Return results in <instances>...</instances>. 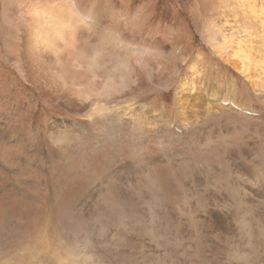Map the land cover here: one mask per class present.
Masks as SVG:
<instances>
[{"label":"rangeland","instance_id":"obj_1","mask_svg":"<svg viewBox=\"0 0 264 264\" xmlns=\"http://www.w3.org/2000/svg\"><path fill=\"white\" fill-rule=\"evenodd\" d=\"M119 2L168 73L158 86L153 68L146 95L110 101L120 111L132 102L134 113L103 132L42 107L0 34V264H264V91L209 42L219 30L254 60V47L264 52V0ZM191 66L197 94L220 102L213 115L181 119L176 99ZM6 85L44 103L18 116L3 105ZM59 128L80 143L56 142Z\"/></svg>","mask_w":264,"mask_h":264},{"label":"bare ground","instance_id":"obj_2","mask_svg":"<svg viewBox=\"0 0 264 264\" xmlns=\"http://www.w3.org/2000/svg\"><path fill=\"white\" fill-rule=\"evenodd\" d=\"M1 3L3 11L0 34L6 58L19 52V58L14 59V66L19 70L17 77L47 102L42 107L48 106V110L61 106L65 110L74 111L77 117H83V121L87 118L88 124L99 126L103 132L127 117L132 118L134 113L132 102L120 111L118 106H110V101L122 97L128 91H141L143 96L146 95L149 86H152L150 78L153 68L157 77L156 84L159 86L165 82L168 69L164 58L161 55L153 58L148 48L149 41L145 39L141 42V35L135 36L140 23L129 16L131 14L119 0H3ZM15 12L16 17L11 18ZM209 32L210 44L215 42V48L227 54V60L238 63L239 70L254 82L252 86L264 91V52L254 47L258 55L253 60L239 39L229 41L228 34L221 35L219 30ZM154 43L162 52V40L156 39ZM18 46L22 49L18 50ZM134 58L138 59L140 67L133 65ZM194 69L191 66L192 78L184 79L181 96L176 99L182 108L181 119L213 115L211 106L220 102L218 95L202 100L201 91L197 94L200 82L199 78L195 81L197 73ZM4 89L7 92L3 105L5 108H14V114L18 116L25 113L24 104L29 103L27 107L32 108L34 116L37 109H34L36 107L33 103L38 102L37 106L44 103V100H33L31 95L17 94V89H10L9 85ZM215 91L212 89L213 94H217ZM15 99L19 101L14 103ZM227 105L235 109L238 107L230 101ZM217 110L223 112L225 109L220 107ZM121 113L125 119L120 117ZM58 121L63 123L67 120L64 118V121ZM25 126L28 130V123ZM66 132L60 128L56 130V142L69 145L80 143L77 135L72 137ZM192 133L194 131L181 133V138Z\"/></svg>","mask_w":264,"mask_h":264},{"label":"crops","instance_id":"obj_3","mask_svg":"<svg viewBox=\"0 0 264 264\" xmlns=\"http://www.w3.org/2000/svg\"><path fill=\"white\" fill-rule=\"evenodd\" d=\"M212 96V94L211 95H209V99H210V97Z\"/></svg>","mask_w":264,"mask_h":264}]
</instances>
